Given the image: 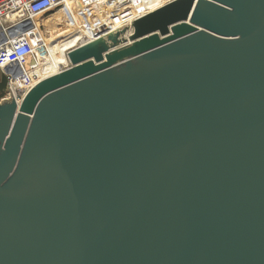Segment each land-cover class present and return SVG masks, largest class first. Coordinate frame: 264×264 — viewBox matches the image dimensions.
I'll list each match as a JSON object with an SVG mask.
<instances>
[{"label": "water", "instance_id": "95a60500", "mask_svg": "<svg viewBox=\"0 0 264 264\" xmlns=\"http://www.w3.org/2000/svg\"><path fill=\"white\" fill-rule=\"evenodd\" d=\"M0 102V264H264V0H172Z\"/></svg>", "mask_w": 264, "mask_h": 264}, {"label": "built area", "instance_id": "2783aa9c", "mask_svg": "<svg viewBox=\"0 0 264 264\" xmlns=\"http://www.w3.org/2000/svg\"><path fill=\"white\" fill-rule=\"evenodd\" d=\"M68 1L0 0V68L9 78L11 90L14 79L23 78L25 80L26 84L19 88V91L23 90L24 92L27 88L26 85H32L35 76L38 77L36 73L33 74V77L28 76L29 72L25 61L34 58L37 49L44 46V39H41L39 32L44 33L45 39L49 40H52L58 33L56 30H46V25H37L36 20L49 16L58 9L66 8ZM171 1L167 0L165 4ZM127 2V0H123V6L118 7V12L124 11L131 16L132 14L128 10L129 6H126ZM156 9H148L145 13L137 16L135 20ZM114 14H117V12H114ZM34 86L35 84L29 90Z\"/></svg>", "mask_w": 264, "mask_h": 264}, {"label": "rangeland", "instance_id": "374dc122", "mask_svg": "<svg viewBox=\"0 0 264 264\" xmlns=\"http://www.w3.org/2000/svg\"><path fill=\"white\" fill-rule=\"evenodd\" d=\"M82 1L83 0L79 1V5L78 4L71 5V6H66V8H64L65 12L71 10V13H67L68 18L66 17L68 20H70L69 23L74 24V20L80 15V7L83 10L84 2ZM106 6H108V4ZM72 7L74 8V11ZM54 16L55 13H53L50 16H46L48 18H44L43 21L46 20V28H47L46 30L49 29L50 31L53 30L58 31L57 34L56 33L53 34H56L54 37L59 36L60 38L48 44L51 40L45 39V34L43 33V39L47 44L44 45L41 49L38 48L37 56L27 61L28 63L26 68L30 71V76L33 77V74L35 73L38 75L37 78L35 76L32 85L36 82V80H38L45 74L51 72L58 65L60 67L68 66L67 65L68 50L75 47L77 44H80L82 39H86V40L93 39L99 35L105 34L111 28V23L107 16L88 25V27L80 31L78 30L76 32H72V33L70 32L68 34H65L66 30H70L69 29L70 27L68 26V24L63 23L62 20L55 19ZM41 25H45V22L44 24L41 22ZM25 84H26L25 80H21V78H17L14 79L12 86H14L16 92H18V94L21 95L23 93V90L19 91L20 90L19 88L23 87V85ZM32 85L30 86L26 85L27 88L24 90V92L27 89H29ZM12 93L13 92L11 90L10 80L6 76L4 71L0 68V102H2V100L4 99L10 98L11 96L13 97Z\"/></svg>", "mask_w": 264, "mask_h": 264}, {"label": "bare ground", "instance_id": "6f19581e", "mask_svg": "<svg viewBox=\"0 0 264 264\" xmlns=\"http://www.w3.org/2000/svg\"><path fill=\"white\" fill-rule=\"evenodd\" d=\"M79 1L80 0H69L67 5H72V4H78L79 5ZM127 1L128 2L126 3V6H129L128 10L130 11V14H132L131 16L127 15V13H125L124 11L118 12V10H119L118 7L123 6V0H83L82 1V2H84L83 10L80 7V15L74 20V24L69 23L70 20H68L64 16L62 18H60L63 21V23L68 24V26L70 27L69 28L70 30H66L65 34H68L70 32L71 33L76 32L78 30L80 31V30L88 27V25L102 19L103 17L105 18L107 16L110 20L111 28L105 34L99 35L93 39H89V40L88 39L87 40L82 39V41H81L82 43L79 46L71 49L67 53V59H68V63H69V65L67 67H65V66L60 67L58 65L51 72L47 73L46 75H44L41 78H39L38 80H36V82L34 84L36 85L38 82H40V81H42V80H44L50 76L58 74L61 71L69 68L72 65L70 58H69V53L72 50L79 48L81 46H84V45L88 44L89 41H94L96 38H98L100 36H105V35L109 34L110 32L134 21L137 16L141 15L142 13H145L148 9L152 10L155 8H157V9L160 8V6H163V4H165L167 0H127ZM128 3H130V5H128ZM107 4L109 7L106 6ZM106 8H107V10H106ZM114 12H117V14H114ZM50 15H52V14H50ZM44 18H48V17H42L39 20H36V24L39 25V24H41V22L44 24V22H45V21H43ZM66 28H68V27H66ZM39 33H40L41 39H43V33L41 31ZM60 36H62V35H60ZM58 38H60V37L59 36L54 37L48 44H50L52 41L58 40ZM46 44L47 43L44 40V45H46ZM39 49H41V48H39ZM37 51H38V49H37ZM36 56H37V52H36ZM27 61H28V59L25 61L26 64L28 63ZM28 72H29L28 73V76H29L30 71L28 70ZM21 80H24V79L22 78ZM29 91L30 90L27 89L25 92H23L21 95H19L18 92H16V89L14 88V86H12V92H13L12 95H13V98H15L17 100L18 104H20L22 102L26 93Z\"/></svg>", "mask_w": 264, "mask_h": 264}, {"label": "crops", "instance_id": "0c3cea01", "mask_svg": "<svg viewBox=\"0 0 264 264\" xmlns=\"http://www.w3.org/2000/svg\"><path fill=\"white\" fill-rule=\"evenodd\" d=\"M72 5H77V4H72ZM67 6H71V5H67ZM72 8H73V7H72ZM73 11H74V8H73ZM54 13H55V16H54L55 19H60V18L63 17V16L68 18L67 13H71V10H69L68 12H65V11H64V8H61V9L55 11ZM60 20H61V19H60ZM45 25H46V20H45ZM81 43H82V42H81ZM81 43H80V44H81ZM80 44H77L75 47L79 46ZM75 47H73V48H75ZM73 48H71V49H73ZM71 49H69L68 52H69ZM68 52H67V53H68ZM67 65H69L68 61H67ZM66 67H67V66H66ZM45 75H46V74H45Z\"/></svg>", "mask_w": 264, "mask_h": 264}]
</instances>
